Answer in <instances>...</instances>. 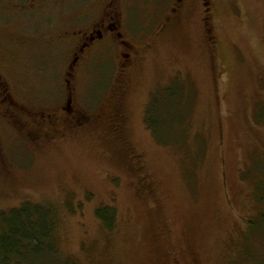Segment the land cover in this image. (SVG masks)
Listing matches in <instances>:
<instances>
[{
	"label": "rangeland",
	"instance_id": "374dc122",
	"mask_svg": "<svg viewBox=\"0 0 264 264\" xmlns=\"http://www.w3.org/2000/svg\"><path fill=\"white\" fill-rule=\"evenodd\" d=\"M211 2L164 27L171 0H127L140 56L125 72L116 54L98 57L75 77V107L94 119L73 130L43 136L34 122L64 100L50 56L20 50L2 70L26 115L0 114V217L34 203L61 219L56 259L33 264H264V0ZM30 25L46 31L21 21L0 41Z\"/></svg>",
	"mask_w": 264,
	"mask_h": 264
},
{
	"label": "flooded vegetation",
	"instance_id": "af4514ba",
	"mask_svg": "<svg viewBox=\"0 0 264 264\" xmlns=\"http://www.w3.org/2000/svg\"><path fill=\"white\" fill-rule=\"evenodd\" d=\"M126 1L0 0V31L10 30L21 21L25 24L41 23L46 29L41 32L30 25V31L27 30L20 40L13 36L1 39L0 51L7 54L11 61L0 56V114L8 112L20 118L26 115L25 109L10 94L2 70L10 68V63L16 61L20 50L30 53L39 50L50 56L55 61L54 66L62 71L65 88L62 104L54 111L43 112L34 119L41 135L48 136L49 132L60 129L73 130L78 125L91 122L94 118L90 119L75 107V77L89 69L98 57L116 54L119 59L117 69L125 72L133 68L140 56L139 48L130 43L123 32V7ZM193 2L195 0H171L172 15L166 18L163 26L167 27L174 15ZM202 2L206 7L212 5L211 0ZM117 84L115 97H120L125 91V84L123 81ZM119 106L116 105L111 115L120 130L124 115L120 113Z\"/></svg>",
	"mask_w": 264,
	"mask_h": 264
},
{
	"label": "trees",
	"instance_id": "16d2710c",
	"mask_svg": "<svg viewBox=\"0 0 264 264\" xmlns=\"http://www.w3.org/2000/svg\"><path fill=\"white\" fill-rule=\"evenodd\" d=\"M205 25L209 30L212 28L207 20ZM152 105L148 124L158 134L155 118L159 108L157 102ZM97 216L106 227L113 229L116 218L113 209H101ZM262 220L264 223V215ZM60 221L58 209L50 204L24 203L3 213L0 217V264H33L41 258L56 259L59 254L56 232ZM248 226L252 229L254 223L249 221Z\"/></svg>",
	"mask_w": 264,
	"mask_h": 264
}]
</instances>
